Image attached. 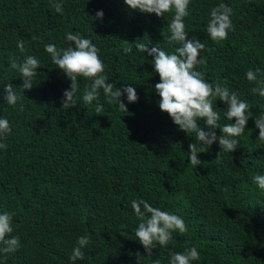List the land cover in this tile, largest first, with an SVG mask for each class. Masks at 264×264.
<instances>
[{
  "label": "trees",
  "instance_id": "obj_1",
  "mask_svg": "<svg viewBox=\"0 0 264 264\" xmlns=\"http://www.w3.org/2000/svg\"><path fill=\"white\" fill-rule=\"evenodd\" d=\"M57 2L62 13L52 6ZM221 3L232 9V28L227 39L217 42L207 25L211 9ZM99 10L102 22L92 17ZM188 11L189 39L206 46L201 52L205 62L196 70L250 106L252 117L231 153L222 151L218 141L201 149L195 133L180 130L158 106L154 57L138 51L135 42L140 38L138 43L173 53L180 45L166 37L174 12L164 17L142 13L125 0H0V91L11 83L20 97L11 106L0 96V118L12 128L0 138L7 145L0 149V213L13 214L10 236L20 239L15 252H0V264H72L81 236L90 242L84 259L75 264H153L156 259L170 264V253L193 246L200 258L192 264H264V190L253 181L264 175V143L257 140L255 125L264 112V97L251 92L255 84L246 78L249 69H259L258 81L264 79V0H191ZM69 32L100 49L109 83L136 89V102L122 94L128 111L118 102L108 104L102 89L98 100L84 103V90L93 82L84 77L77 78V106L62 108L71 81L45 45L68 48ZM126 47L132 52L124 53ZM27 56L41 65L31 90L20 87L23 78L9 64ZM213 103L218 125L231 123L227 105L218 97ZM198 123L209 130L206 121ZM215 132L222 135L219 128ZM195 142L203 151L196 167L189 159V145ZM140 199L180 216L187 226L183 234L173 232L166 247L157 243L151 257L135 235L140 220L132 201ZM137 252L144 256L140 261Z\"/></svg>",
  "mask_w": 264,
  "mask_h": 264
},
{
  "label": "clouds",
  "instance_id": "obj_2",
  "mask_svg": "<svg viewBox=\"0 0 264 264\" xmlns=\"http://www.w3.org/2000/svg\"><path fill=\"white\" fill-rule=\"evenodd\" d=\"M125 3L132 10H139L142 13H154L159 17H164L166 13L174 12V18L168 25L170 35L166 37L168 43L175 42L180 45L171 54L167 53L159 45L149 47L143 43H136L138 51L147 53L154 57L153 65L155 73L160 77V82L155 84V91L159 94L158 106L162 112L167 113L173 122L187 133H195V141L200 142L201 149L204 146H212L218 141L220 148L225 152H234L240 146L237 137L241 136L245 130L250 115V106L246 101L239 99L238 95L230 92L227 87L219 83H212L206 80L205 75L196 70L197 65L205 61L201 58V52L205 49V44L199 39L191 38L186 31L184 20L189 16V5L191 0H125ZM57 13L63 12V5L59 2L52 5ZM232 9L221 3L213 7L210 12V20L207 25V33L213 41L227 39L228 32L232 28L230 19ZM94 20L103 21L104 12L99 10ZM162 34V33H161ZM66 40L71 42V46L66 49H58L55 44L45 45V50L50 54L52 61L71 81L70 89L63 93L62 108H73L78 104L76 96L78 85L77 78L84 77L93 82L90 87L85 88L83 101L91 104L98 100L99 90H103L108 104L119 103L122 111H128L127 106L122 101V94L127 93L129 103L138 101L139 97L135 88L130 86L117 87L114 83L108 82V77L104 75L105 64L100 57V49L89 38L82 37L79 33L69 32ZM130 43V42H129ZM17 46L23 52L25 44L23 40L17 42ZM124 53L132 52L131 47L123 49ZM10 68L17 70L23 78L22 87L24 90L33 88L32 80L37 74V69L41 66L34 56H27L23 62H18L15 58L9 61ZM259 69H249L246 78L255 84L251 92L260 97H264V79L258 81ZM0 96L6 101L7 105L16 106L20 97L16 94L13 84H6ZM219 98L227 107L225 110L226 118L231 123L220 127L218 121L219 113L215 110L214 99ZM23 111V105L20 104ZM103 106L99 103L96 112L100 113ZM206 121L208 131H205L198 121ZM235 120L233 123L232 121ZM255 125L259 129L258 141L264 143V112L255 118ZM219 128L222 135L217 136L215 129ZM12 132L10 122L6 118H0V138H6ZM5 143H0V149H6ZM190 165L197 166L202 163L198 158L197 143H191ZM220 154V153H219ZM219 154L217 159L219 158ZM253 181L258 187L264 190V175L257 174ZM143 211H142V207ZM132 208L140 222L135 235L139 242L144 246L147 256H152V250L158 243L161 247H166L173 238L172 233L179 231L183 234L187 231L185 221L178 215L160 208L153 207L145 200H133ZM13 214L10 212L0 213V252L4 254L15 252L20 247L19 237L10 236L13 233ZM126 227V226H122ZM88 236L78 238L77 246L71 254L72 264L77 260L84 259L83 249L89 244ZM137 259L142 256L139 252L135 253ZM170 264H192L200 258V253L196 247L186 248L181 252L170 253ZM153 264H159V259L154 260Z\"/></svg>",
  "mask_w": 264,
  "mask_h": 264
}]
</instances>
